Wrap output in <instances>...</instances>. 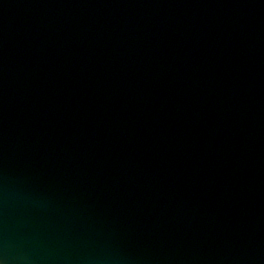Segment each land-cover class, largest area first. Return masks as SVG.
I'll use <instances>...</instances> for the list:
<instances>
[{"label": "water", "instance_id": "water-1", "mask_svg": "<svg viewBox=\"0 0 264 264\" xmlns=\"http://www.w3.org/2000/svg\"><path fill=\"white\" fill-rule=\"evenodd\" d=\"M0 264H264V0H0Z\"/></svg>", "mask_w": 264, "mask_h": 264}]
</instances>
